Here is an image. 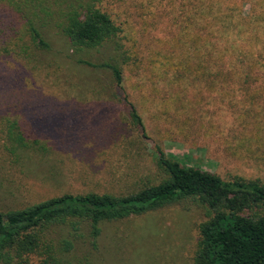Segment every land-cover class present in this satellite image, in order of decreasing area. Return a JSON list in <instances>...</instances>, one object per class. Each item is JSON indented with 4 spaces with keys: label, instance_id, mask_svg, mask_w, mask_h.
<instances>
[{
    "label": "rangeland",
    "instance_id": "374dc122",
    "mask_svg": "<svg viewBox=\"0 0 264 264\" xmlns=\"http://www.w3.org/2000/svg\"><path fill=\"white\" fill-rule=\"evenodd\" d=\"M55 1L48 25L41 21L50 52L25 58L0 50V211L65 193L126 194L157 184V148L226 181L264 183V0H94L119 32L110 43L76 50L51 23L56 9L77 0ZM25 15L22 3L0 0V32L21 26ZM105 61L120 65L122 88L97 66ZM11 124L46 151L11 155ZM207 219L182 200L102 222L95 244L88 228L73 237L55 227L51 236L73 245L60 264H192Z\"/></svg>",
    "mask_w": 264,
    "mask_h": 264
},
{
    "label": "trees",
    "instance_id": "16d2710c",
    "mask_svg": "<svg viewBox=\"0 0 264 264\" xmlns=\"http://www.w3.org/2000/svg\"><path fill=\"white\" fill-rule=\"evenodd\" d=\"M93 1L77 0V7L56 9L57 23L51 24L59 27V34L69 48L95 49L112 42L119 32L109 16L95 8ZM9 2L13 6L22 3V9L27 11L26 21L21 26L8 24L10 32L1 31L2 36L0 32V50L25 58L50 52L41 26L43 22L48 25L47 18L52 17L56 1L51 0L53 5L48 0ZM85 65L92 66L88 62ZM97 66L108 68L114 83L122 88L120 65L105 61ZM164 72L159 76H164ZM171 76L181 78L178 70ZM129 109L132 123L145 135L136 107L129 103ZM14 127L15 124L9 126L6 136L11 155L17 156L23 148L46 151L45 143L34 140L33 148L19 131L15 134L11 131ZM157 152L162 171L157 184L126 194L65 193L21 210L0 211V264L13 261L32 264V256L41 257L38 264H60L61 254L69 252L73 245L69 239H54L51 234L55 227L68 228L72 236L75 234L73 237L80 235L82 228H88L94 243L101 234L102 222L143 215L182 200L193 201L208 217L199 225L192 264H264V183L238 177L226 181L214 173L182 165L159 148Z\"/></svg>",
    "mask_w": 264,
    "mask_h": 264
}]
</instances>
